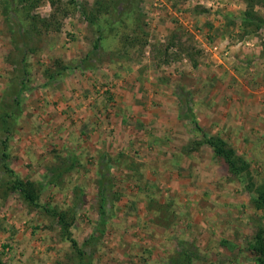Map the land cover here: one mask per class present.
<instances>
[{
    "label": "rangeland",
    "instance_id": "obj_1",
    "mask_svg": "<svg viewBox=\"0 0 264 264\" xmlns=\"http://www.w3.org/2000/svg\"><path fill=\"white\" fill-rule=\"evenodd\" d=\"M25 5L0 0V261L80 264L18 179L75 214L86 264H173L185 251L193 264H254L255 193L196 145L203 131L221 136L264 183V27L244 26V1L117 0L98 49L80 8L31 42ZM34 13L57 8L43 0ZM138 26L145 45L126 47L121 35ZM103 188L113 194L101 235Z\"/></svg>",
    "mask_w": 264,
    "mask_h": 264
},
{
    "label": "trees",
    "instance_id": "obj_2",
    "mask_svg": "<svg viewBox=\"0 0 264 264\" xmlns=\"http://www.w3.org/2000/svg\"><path fill=\"white\" fill-rule=\"evenodd\" d=\"M22 1L26 3L24 10L26 14L25 19L27 26H29L30 28L27 31V34L29 33L31 35V38H29L31 42H33L34 39L41 40L45 33H49L52 30L55 32L61 31L62 24L59 20V17L62 16L64 18L73 13L75 9L77 10L80 8L82 9L83 15L85 16L86 20H88L89 24H91V26L98 27L97 32L99 33V37L96 40L95 44V49H98L100 47V41H102L106 36L101 35L104 34V30L102 29V27H100V21L102 20L104 14L108 13L110 9L114 10V5L117 0H108L105 2L96 0L94 4H90L89 2H82L80 3L81 5L77 0H70V2L67 4L65 3V0H47L51 3V5L57 8V13L50 15L49 17H42L41 15L34 13V11L37 9V7H39L40 3L43 0ZM243 1L247 7L243 16L244 26H256V29L258 30L264 27V15L256 10L257 6L264 7V0ZM138 30L140 31L139 36L136 35V31L138 32ZM134 33L135 35L133 36L123 33V35H121L123 43H125L126 47L128 45L130 47H137L138 45L143 47L146 40L142 36L143 31L141 26H138L137 30H134ZM31 51H34V49H31ZM69 68V65H65L62 66L57 72L60 73L61 71L68 70ZM56 73L54 75L52 74L50 77H55ZM199 129L203 131L202 128L199 127ZM6 130L8 131L9 129ZM196 145L199 148H201L202 146H207L212 149L215 155L227 164L229 172L232 175L241 178L243 182L246 183V187L249 192L255 193L254 195H252V200L254 202L255 208L262 213V219L257 225V231L249 244V250L253 255L254 264H264V183L260 185L252 180V175L250 172L251 167L249 162L242 156H240L236 152L235 148L229 145L221 136L210 135L203 131V138L201 141H198ZM198 147L194 149L198 150ZM14 190H18L24 200L31 203V205L35 207L44 209L47 214H49L56 220V222L58 223L57 225L61 227L62 238L65 240H69L72 243L73 250L75 251L77 258L79 259V263L86 264L85 260L88 257L86 251L87 249H84L83 246H80L79 242L72 237L71 233V229L75 223V214L71 210H63L56 206L46 207L45 205H42L41 185H38L33 181L16 179ZM110 194V191H106L103 188L99 200V219L96 229L101 235H104L106 232V225L111 204ZM114 198L119 199V197H117L116 195H114ZM90 242L88 241L84 246H88ZM183 255L185 256H182L173 264H193L194 259L196 258L195 253L185 251ZM0 264L3 263L0 261Z\"/></svg>",
    "mask_w": 264,
    "mask_h": 264
}]
</instances>
